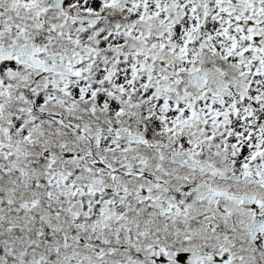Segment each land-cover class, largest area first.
<instances>
[{
    "label": "snow or ice",
    "instance_id": "snow-or-ice-1",
    "mask_svg": "<svg viewBox=\"0 0 264 264\" xmlns=\"http://www.w3.org/2000/svg\"><path fill=\"white\" fill-rule=\"evenodd\" d=\"M0 264H264V0H0Z\"/></svg>",
    "mask_w": 264,
    "mask_h": 264
}]
</instances>
